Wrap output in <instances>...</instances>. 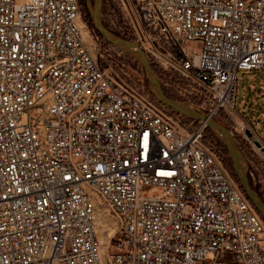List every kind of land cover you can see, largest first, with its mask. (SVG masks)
Segmentation results:
<instances>
[{
	"label": "built area",
	"instance_id": "1",
	"mask_svg": "<svg viewBox=\"0 0 264 264\" xmlns=\"http://www.w3.org/2000/svg\"><path fill=\"white\" fill-rule=\"evenodd\" d=\"M100 18L181 100L242 121L238 72L264 75V0H101ZM84 27L80 0H0V264H264V221L206 122L119 77L102 58L122 52L87 28L92 53ZM240 124L262 188L264 137ZM99 201L116 223L103 254Z\"/></svg>",
	"mask_w": 264,
	"mask_h": 264
},
{
	"label": "rangeland",
	"instance_id": "2",
	"mask_svg": "<svg viewBox=\"0 0 264 264\" xmlns=\"http://www.w3.org/2000/svg\"><path fill=\"white\" fill-rule=\"evenodd\" d=\"M24 1L25 0H14V2L17 4L24 3ZM84 7H85V0H84ZM85 23L89 30H93L91 29L90 25L87 22ZM87 28L85 27L86 29L85 31H87ZM85 41L91 48V52L92 53L95 52L96 48L95 49L93 48V41L90 38V35L87 34V32L85 36ZM116 51H118V49H116ZM96 56L98 60H100L98 54H96ZM102 60H105L102 62L111 65L113 70L123 80L129 81L131 83L133 82L138 83L142 85L144 89L147 91L146 80L143 74V70L140 64L133 57L123 52L120 55H117L112 50L110 52V56L107 57L105 55L102 58ZM154 71H157L155 72V74L160 82L161 88L164 91V93L168 97L176 101L183 102L184 100H181V98L177 96L173 87L170 88V87L163 85V81H165V75L160 70L155 69ZM261 84L263 88L262 91L259 92V90H254V87H256L257 89L260 88ZM263 95H264V75L263 74H260V73L258 74L257 72V75L253 77L252 71L247 70V71L238 72V86H237V97H236L235 107L241 113V118H242V121H244V125H246V122L249 121L252 124V126L260 132L261 136L264 137V96ZM191 101L192 102L185 100L184 103H190L204 112V110L201 107H199L198 105L199 102L197 100L191 99ZM39 112L40 111L38 108H32L30 110L31 117L32 118L37 117L39 115ZM184 118H185L184 120L188 122L189 124H191L193 127L196 126V121L190 118H187V117H184ZM214 119L231 131L236 143L238 144L244 158L247 161L248 170H249L251 162L252 164L258 163L256 162L257 159L252 152L250 144L246 140L243 139L240 133H234V129L237 131L241 129L240 123L242 121L239 118H230L225 114H222ZM206 136H208L207 138L208 140H210L209 146L213 147L220 154L221 150L216 145V143L212 141L211 136L209 134H207ZM227 162H228V165L231 167L229 158ZM248 170H247V175H248ZM250 185L253 187V189L257 192V194L264 201V187L260 188L257 184L256 185L250 184ZM97 213H98L97 214L98 223L96 225L97 238L100 237L98 240L102 239V242H103L102 245L105 250L107 243H108V239H110L113 235L116 223H115L114 218L110 215V213H108L106 206L100 201H99Z\"/></svg>",
	"mask_w": 264,
	"mask_h": 264
},
{
	"label": "water",
	"instance_id": "3",
	"mask_svg": "<svg viewBox=\"0 0 264 264\" xmlns=\"http://www.w3.org/2000/svg\"><path fill=\"white\" fill-rule=\"evenodd\" d=\"M85 8L90 17L92 27L98 36L121 52L130 55L140 64L146 80L147 91L157 102L169 108L171 111L179 113L194 121L206 122L207 128L224 147L230 160L231 170L239 184V188L264 221V201L249 183L247 176V161L231 131L215 119L207 117L206 113L196 106L190 103L176 101L164 93L153 67L140 47L135 42L117 36L103 25L100 18L101 0H85Z\"/></svg>",
	"mask_w": 264,
	"mask_h": 264
},
{
	"label": "trees",
	"instance_id": "4",
	"mask_svg": "<svg viewBox=\"0 0 264 264\" xmlns=\"http://www.w3.org/2000/svg\"><path fill=\"white\" fill-rule=\"evenodd\" d=\"M80 2H81V4H82V6H83V20L85 21V22H87L89 25H90V27H91V29H93L94 30V28L92 27V23H91V20H90V17H89V15H88V13H87V10L85 9V7H84V0H80ZM96 32V31H95ZM98 35V34H97ZM153 67V66H152ZM153 69L155 70V68L153 67ZM154 72H156V71H154ZM252 74H253V77L254 76H256L257 75V72H255V71H252ZM259 74V73H258ZM254 90H259V92L260 91H262L263 90V88H262V84L260 85V88H256V87H254ZM253 90V91H254ZM264 96V95H263ZM207 134H209L210 136H211V139H212V141H214L215 143H216V145L220 148V157H221V159H222V161H223V163H224V165H225V167L230 171V173L232 174V176H233V178L235 179V181L237 182V180H236V177L234 176V174L231 172V167L228 165V158H227V155H226V151H225V149H224V147L220 144V142L217 140V138L215 137V135L208 129V128H206V130H205V136H204V142L206 143V144H208L209 145V142H210V140H208V136H206ZM211 144V143H210ZM237 184H238V182H237ZM251 184V183H250ZM239 185V184H238Z\"/></svg>",
	"mask_w": 264,
	"mask_h": 264
},
{
	"label": "bare ground",
	"instance_id": "5",
	"mask_svg": "<svg viewBox=\"0 0 264 264\" xmlns=\"http://www.w3.org/2000/svg\"><path fill=\"white\" fill-rule=\"evenodd\" d=\"M86 29H85V27L83 28V37H84V39H85V36H86V32L87 31H85ZM208 117V116H207ZM239 186V185H238ZM97 220H98V217H97ZM98 223V222H97ZM100 238V237H99ZM98 238V239H99ZM98 248H99V251H100V253L101 254H103V252H104V247H103V242H102V239H100V240H98Z\"/></svg>",
	"mask_w": 264,
	"mask_h": 264
}]
</instances>
